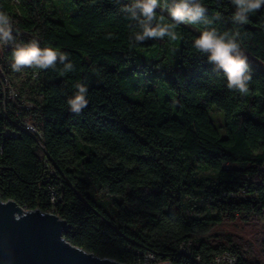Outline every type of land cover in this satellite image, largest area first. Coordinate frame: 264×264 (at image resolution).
I'll return each instance as SVG.
<instances>
[{"label":"trees","instance_id":"obj_1","mask_svg":"<svg viewBox=\"0 0 264 264\" xmlns=\"http://www.w3.org/2000/svg\"><path fill=\"white\" fill-rule=\"evenodd\" d=\"M128 3L0 0L17 43L36 39L74 65L17 73L13 46L2 50L0 68L16 97L7 98L0 80V199L56 214L66 241L124 264L147 252L170 264H209L222 253L258 264L264 71L253 61L264 63V8L238 25L231 0H203L208 23L180 25L175 41L135 47L130 36L138 29L121 11ZM157 13L171 22L163 6ZM205 28L240 33L252 70L247 94L228 89L223 73L194 48ZM76 84L87 87L88 106L79 114L68 105ZM212 110L223 118L217 122ZM133 115L142 130L128 120Z\"/></svg>","mask_w":264,"mask_h":264},{"label":"clouds","instance_id":"obj_2","mask_svg":"<svg viewBox=\"0 0 264 264\" xmlns=\"http://www.w3.org/2000/svg\"><path fill=\"white\" fill-rule=\"evenodd\" d=\"M15 2L19 4L20 0ZM231 4L235 8L232 21L238 25L246 24L250 15L264 8V0H231ZM162 6L166 8L171 22H165L164 17L158 15L157 10ZM121 11L128 14L129 19L134 22V27L138 29L130 36V43L133 45L142 44L148 39L162 40L165 37L175 41L178 39L176 29L180 25L208 23V8L203 0H131V3L122 5ZM16 31L12 16L0 10V49L13 46L10 65L13 72L19 73L25 68L55 69L57 63L64 66L65 72L74 69L67 53L50 47L42 48L36 39L25 44L17 43ZM239 37L238 31L220 33L214 28H205L194 40L193 46L201 55L207 57L208 63L212 64L215 70L223 73L228 89L245 95L249 91L252 70L246 54L241 49ZM75 88L77 92L69 99L68 105L70 111L79 114L88 106L87 87L76 84ZM253 154L259 155L256 152ZM217 264L222 262L217 260ZM229 264H234V258H229Z\"/></svg>","mask_w":264,"mask_h":264},{"label":"water","instance_id":"obj_3","mask_svg":"<svg viewBox=\"0 0 264 264\" xmlns=\"http://www.w3.org/2000/svg\"><path fill=\"white\" fill-rule=\"evenodd\" d=\"M65 230L56 214L0 199V264H124L69 243Z\"/></svg>","mask_w":264,"mask_h":264},{"label":"built area","instance_id":"obj_4","mask_svg":"<svg viewBox=\"0 0 264 264\" xmlns=\"http://www.w3.org/2000/svg\"><path fill=\"white\" fill-rule=\"evenodd\" d=\"M6 48H7V46L0 49V55L2 54V50L6 49ZM0 80H1V82L3 81V84L5 85V87L8 86V85H6L7 79L5 78V75L3 74V71L1 70V68H0ZM6 91H7V98L14 101L15 97H16L15 90L12 87L8 86V87H6ZM22 105L24 108L30 107V103H28L27 101L25 103H23ZM24 128H25V131H27L28 133L35 132L33 127L30 126L29 124H26ZM230 195H233V194H230ZM58 198H59L58 195L52 193L50 196V202L55 203L56 199H58ZM48 213H51V212H48ZM229 258H234V264H237L236 256L229 254V253H222V254L215 256L209 264H217V260H220L222 262V264H229ZM196 262H198V259H196ZM159 263H161V262L155 261L153 255L151 253L147 252L144 254L143 260L136 263V264H159Z\"/></svg>","mask_w":264,"mask_h":264},{"label":"rangeland","instance_id":"obj_5","mask_svg":"<svg viewBox=\"0 0 264 264\" xmlns=\"http://www.w3.org/2000/svg\"><path fill=\"white\" fill-rule=\"evenodd\" d=\"M166 17L170 18L168 14H165ZM152 41L153 39H148L146 41H144L142 44H135L134 46L135 47H140L141 45L143 44H148V45H151L152 44ZM254 65L257 66L259 69L263 70L264 71V63L262 62H259V61H253ZM212 115L215 117L216 121L218 122L221 118H223V112L222 111H215V110H212L211 111ZM128 120L132 123V125L137 128V129H140L142 130L143 129V126H141L138 122H137V119H136V116L133 115L132 117L128 118ZM236 229L237 231L244 235L245 237L247 238H251L252 236V233L253 231L251 230H248V229H244L242 228L240 225L239 226H236ZM206 235V234H205ZM194 236H197V234L195 233ZM258 264H264V258L260 257L259 258V262Z\"/></svg>","mask_w":264,"mask_h":264}]
</instances>
